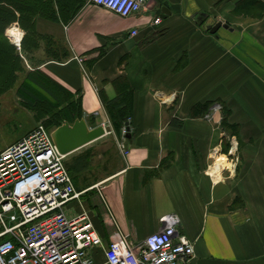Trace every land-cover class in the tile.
<instances>
[{
    "label": "crops",
    "instance_id": "0c3cea01",
    "mask_svg": "<svg viewBox=\"0 0 264 264\" xmlns=\"http://www.w3.org/2000/svg\"><path fill=\"white\" fill-rule=\"evenodd\" d=\"M257 1L149 0L127 19L88 1L70 22L38 20V33L52 40L42 41L33 66L81 100L91 129L107 131L66 158L77 192H86L66 213L89 214L106 246H142L175 215L193 244V264H264V8ZM218 23L216 34L207 31ZM12 30L18 43L21 33ZM54 44L68 58L47 61L45 47ZM120 95L130 114L119 136L104 101ZM92 258L107 264L102 249Z\"/></svg>",
    "mask_w": 264,
    "mask_h": 264
},
{
    "label": "built area",
    "instance_id": "2783aa9c",
    "mask_svg": "<svg viewBox=\"0 0 264 264\" xmlns=\"http://www.w3.org/2000/svg\"><path fill=\"white\" fill-rule=\"evenodd\" d=\"M148 1L88 3L127 19L139 15ZM161 23V18L154 21ZM120 149L129 155L124 143ZM66 158L43 123L0 153V264H93L96 249L104 250L107 264H193V244L179 234L175 215L163 218L162 229L142 246H106L89 214L70 217L67 205L86 192H77Z\"/></svg>",
    "mask_w": 264,
    "mask_h": 264
},
{
    "label": "trees",
    "instance_id": "16d2710c",
    "mask_svg": "<svg viewBox=\"0 0 264 264\" xmlns=\"http://www.w3.org/2000/svg\"><path fill=\"white\" fill-rule=\"evenodd\" d=\"M88 1L0 0V98L16 89L20 103L35 113L37 122L55 129L65 122L73 124L77 119H83L84 114L80 99L76 101L73 94L41 71L40 66H33L32 56L40 49L42 41L49 44L52 40L38 33L37 22L40 19L53 23H60L61 19L70 22ZM252 1L256 3L257 0ZM257 4L264 8L258 1ZM14 24L25 32L20 52L6 36L7 29ZM48 46L47 49L45 47L47 61H63L70 55L65 47ZM28 62L33 70L28 68ZM125 97L120 95L113 101H104L119 136L130 114ZM48 126L46 128L50 130ZM222 126L229 129L226 115L223 116ZM66 166L71 172V166L67 163Z\"/></svg>",
    "mask_w": 264,
    "mask_h": 264
},
{
    "label": "rangeland",
    "instance_id": "374dc122",
    "mask_svg": "<svg viewBox=\"0 0 264 264\" xmlns=\"http://www.w3.org/2000/svg\"><path fill=\"white\" fill-rule=\"evenodd\" d=\"M12 29H19L22 38L23 34L25 36V32L19 28L18 24H14L7 29V37L13 32ZM11 42L15 44L13 38ZM0 102V153H2L31 133L40 123L37 122L35 113L20 103L16 95V89H12L1 96ZM49 129L52 132L55 130L52 127H49Z\"/></svg>",
    "mask_w": 264,
    "mask_h": 264
},
{
    "label": "water",
    "instance_id": "95a60500",
    "mask_svg": "<svg viewBox=\"0 0 264 264\" xmlns=\"http://www.w3.org/2000/svg\"><path fill=\"white\" fill-rule=\"evenodd\" d=\"M170 13L166 9H162V17L165 19ZM223 24L218 23L216 26H208L207 31L216 34ZM12 40V38L8 35ZM21 43L15 42L16 46ZM20 52V50H19ZM126 139L129 138V124H126ZM107 131L104 126L90 128L85 119H77L73 124L65 122L61 127L52 132L54 144L62 156L68 157L78 150L104 138Z\"/></svg>",
    "mask_w": 264,
    "mask_h": 264
},
{
    "label": "bare ground",
    "instance_id": "6f19581e",
    "mask_svg": "<svg viewBox=\"0 0 264 264\" xmlns=\"http://www.w3.org/2000/svg\"><path fill=\"white\" fill-rule=\"evenodd\" d=\"M18 37H19V36H18ZM21 38H22V37H21ZM19 42H21V39H20V41H19ZM19 42H18V43H19Z\"/></svg>",
    "mask_w": 264,
    "mask_h": 264
}]
</instances>
